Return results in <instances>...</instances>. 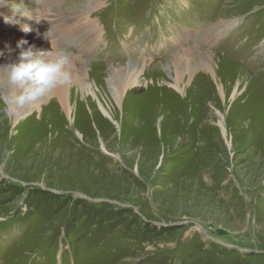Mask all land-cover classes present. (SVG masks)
<instances>
[{"label": "rangeland", "instance_id": "rangeland-1", "mask_svg": "<svg viewBox=\"0 0 264 264\" xmlns=\"http://www.w3.org/2000/svg\"><path fill=\"white\" fill-rule=\"evenodd\" d=\"M44 3L96 42L66 84L73 123L51 92L0 110V264H264V0H2L0 20L40 27ZM135 77L115 101L108 81Z\"/></svg>", "mask_w": 264, "mask_h": 264}, {"label": "bare ground", "instance_id": "bare-ground-1", "mask_svg": "<svg viewBox=\"0 0 264 264\" xmlns=\"http://www.w3.org/2000/svg\"><path fill=\"white\" fill-rule=\"evenodd\" d=\"M51 6L53 7V5L44 3V6L42 7L43 8L42 9L43 18H42V21L39 23L40 27H37V26H36L37 28H30L29 27L31 29V31H28L27 33L22 30L23 27L19 23H12V22L11 23H5L4 22L5 19H1L0 20V36L6 37L9 40V35L11 33L14 35L13 31L19 29L21 34L18 35V39H17L18 41L27 40L28 44L34 45L35 48H37V49H49L52 47V49H54V50H57V48L54 47L55 45L61 44L63 41L65 42L66 40L68 41L69 38L73 39V41L71 40V42L75 43V45L77 44L75 49H74V53H76L77 55H75L74 53L71 54V64H70L71 77L76 76V79L77 78L80 79L79 84H80V87L83 89V85L81 83L82 82L81 81L82 80V70H83L82 64L88 58L90 50L93 49V47L95 45V42H96L94 39L95 38L94 35L96 34L95 29L92 28V30H91L89 22H87V23L85 22V20H84L85 14L83 12L80 14L79 13H65L63 15L56 16L53 14V12L50 13L48 11L50 9L49 7H51ZM51 11H52V9H51ZM22 22L24 25H27L26 20L22 19ZM53 24H55L54 28L51 27V25H53ZM58 27L60 29H68L67 33L64 34ZM49 29L51 30V36H50L51 42L49 40L44 39V37H43V34L45 32H47ZM62 33H63V36H60ZM10 49L12 50L10 54H9V51H8L9 49H8L4 52L5 55L3 57H0V65L10 63V62H13L16 60L17 53L19 50L16 48V45ZM77 57H79L80 60H77ZM73 59H75V63L73 62L74 61ZM200 60H201L200 64L203 66V68L206 71H210L212 79L218 87V91H219V94L221 95V99H224V101H226V98H227L226 92L228 91V89H225V87H224L225 83H223L222 79L220 77H218L213 72V70L211 68V64L207 59H200ZM72 62L74 63L73 66H72ZM115 71L114 70L112 71L113 76H115V73H116ZM135 74H136V72H135ZM113 80H114V78H113ZM241 80L242 79H241L240 74H239L238 79L236 80V83H235V86L233 89L232 96L237 92V88H238L239 82ZM69 82H71V81H69ZM69 82H67L63 85L57 86L56 88H54L50 92L54 93V95L56 94L57 103L59 104L61 109L63 111H65L66 116L73 123L75 121V119L78 118L79 112H78V110H75V111L72 110L71 103L69 102V100L67 98L66 87L68 85H66V84H68ZM179 83H180L179 78L177 77V75H175L174 77H172L171 81L168 84L172 88L179 90L182 93L180 95H185V93L182 90L183 88L181 89V84H179ZM133 84H135L137 87H140V88H137L138 90L135 89V90H137V92H143V90L147 89V88H141L142 82L139 78L137 79V77L134 78V80L132 81V84H130V85L127 84V79H126V81L123 82V84H118V83L114 84V83L108 81V85L110 88L109 91L111 92L113 99L119 103L122 99L123 91L125 90V88L131 87ZM228 85H229V83L227 84V86ZM86 88H88V86ZM131 89H134V88H131ZM0 90L2 91L1 92L2 96H0V110L3 111L6 109L5 101L10 96H13L16 94V89H14L8 83L6 74H5L3 69H0ZM50 92L46 93L45 95H43V96H41V97H39L33 101L26 102L23 106H17L15 108V110H13L11 112V115H9V116L16 122L25 113H28L32 107L37 108L39 102L43 101L44 100L43 98L47 97ZM96 103H97V106H98L100 112L102 113V115L106 116L110 120H113V121L115 120L113 118V113H111L110 107H108V105H105L104 103H102L99 100L96 101ZM87 108L89 110V113H91L92 108L90 107L89 104H87ZM216 111L220 117V119L218 121L219 125L222 128L223 134H225V127L223 124V115H221V112L219 109H216ZM31 114H29L27 117H29ZM27 117H25V119H27ZM25 119H24V121H25ZM82 122H83L82 120L78 121L79 124ZM77 134L79 136H82L79 131H77ZM103 150H105L104 147H103Z\"/></svg>", "mask_w": 264, "mask_h": 264}, {"label": "clouds", "instance_id": "clouds-1", "mask_svg": "<svg viewBox=\"0 0 264 264\" xmlns=\"http://www.w3.org/2000/svg\"><path fill=\"white\" fill-rule=\"evenodd\" d=\"M12 11L20 12L19 8L12 9ZM5 22L11 23L12 20L5 17ZM22 30L31 31L26 25ZM50 36V29L43 34L44 39L49 41ZM16 48L19 50L16 60L0 65V69H3L6 74L8 83L16 89V94L5 101V111L9 115L17 106H23L26 102L35 100L71 79V54L66 50H54L52 47L37 49L34 45L28 44L27 40L18 41ZM8 51L10 54L12 50ZM4 55L5 53L0 51V57Z\"/></svg>", "mask_w": 264, "mask_h": 264}]
</instances>
